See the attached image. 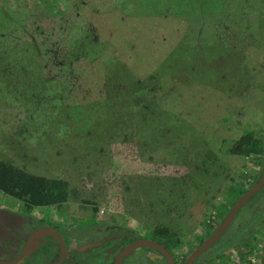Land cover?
Here are the masks:
<instances>
[{"label":"rangeland","instance_id":"rangeland-1","mask_svg":"<svg viewBox=\"0 0 264 264\" xmlns=\"http://www.w3.org/2000/svg\"><path fill=\"white\" fill-rule=\"evenodd\" d=\"M192 4L195 8L187 5L185 0H0V160L13 163L32 174L66 178L73 186L70 187L69 199L59 209L55 206L34 208L44 218L49 214L56 221L71 224L74 233L90 234L96 227L102 229L96 219H122L120 215L126 214L124 209L128 202L134 207L133 214L142 217L138 222L139 218H131L126 214L125 219L129 225L144 226L147 221H155L176 226L181 221V236L186 241H191L195 235L202 238L205 236L206 226L203 221L210 219V225H215L219 216H209L213 210L201 206L205 197L202 185L195 187L191 184L190 175L195 171L198 181L195 180L194 183L199 184L202 176L212 177L213 167L202 175L198 168L200 161H196L198 155L209 149L231 164V177L236 180L231 184L233 188L239 186V180L243 177H248L250 165H255L257 156L228 155L227 148L245 130L264 135V8L260 4L257 8L261 7V10L244 18V22H249L256 16L259 18L258 33H250L254 42H249L248 39L246 43L235 42L229 44L227 49L220 45L222 42L215 40L220 29L208 43L192 41L191 37L195 34L188 21L195 14L218 11L221 2L198 9ZM237 10L235 7L230 9L231 17L228 22L221 15L228 25L239 21ZM47 11L55 15H49L50 19L45 15L43 18ZM76 12L79 14L77 21L82 23L80 26H84L89 35L85 40V34L81 33V39H77L80 44L67 53L72 57L74 52H79L86 58L80 60L75 55L76 62H81L84 66L80 67L83 68L81 72L84 71L83 75L89 82L86 84L83 75H80L77 84L97 91L103 79L102 74L113 70V75L116 73L115 80L120 75L122 85L109 84L113 89L112 99L116 101L112 117L120 129L128 130L129 133L131 131L130 141H112L115 137L107 131L98 104L96 101L91 104V98L96 94H90L84 99L85 106L66 101L65 106L56 104L57 116L50 113L53 108L48 107L51 106L49 102L57 103L56 98L52 97L54 91H57L56 80L44 77L46 67L40 62H44L46 58L38 59L28 55L26 41L32 35L38 40L39 35L33 32L34 28L39 27L42 31L58 17L63 19L65 33L71 31L72 24L76 22L73 20ZM213 22L212 19H206L205 30ZM234 28L237 30L236 24L232 29ZM6 38L8 42L3 40ZM53 39L59 43L57 38ZM12 63H17L16 70L20 75L24 74L21 82L19 76L12 71L13 68L8 67ZM116 64H119V69ZM121 64L125 67L124 70ZM197 67L199 71L196 70ZM4 69L7 71L5 74L2 72ZM195 71L200 73L197 75L200 80L194 76ZM127 73L132 77L135 75L133 80L137 83H146L141 89L145 94L138 97L140 100L143 98L142 104L134 102L132 85L124 78ZM208 76L212 79L211 82H203ZM154 81L158 83L157 95L162 90L159 85L168 90L167 95L157 96L155 101L154 96L147 93ZM15 85L17 89L14 88ZM32 93L46 97L43 102H36L35 94ZM138 106L147 113L155 106V111L150 115L159 117V122L155 121L156 126L153 120H149L152 123L149 125L157 138L153 143H147L148 136L144 138L146 145L140 146L142 161H122L123 157L131 156L128 152L131 140H135L139 134H147L146 126L144 129L141 127L144 123L134 122ZM80 107L86 110H81ZM66 114L63 119L62 115ZM139 126L141 130L132 133ZM158 138L162 141L164 139L165 144L157 141ZM167 139L172 142L170 146ZM114 157L117 158L113 159ZM185 157L189 158L186 159V162L189 161L186 165L182 163ZM117 160L120 162L113 163ZM161 162L168 164L165 166ZM171 163L177 164L173 166ZM102 165L106 173L104 171L100 174L99 168ZM86 168H90V174L84 175L83 179L86 181L81 178L82 184L85 187L94 184V191L88 195L96 194V197L81 199L77 196L80 179L76 180L75 174L70 176L69 171L76 169L79 175ZM138 168V172L147 174L148 178L158 177L163 172L179 174L173 180L165 174L161 175L156 183L163 186L161 192L164 194L166 191L169 194V189H172L171 193L177 201H180L179 197H187V204L192 207V212L175 218L165 208H157V200L166 201L172 197H163L154 183L148 184L145 189L150 197H141L140 193L137 196L144 202L148 201L147 208H144L145 204L142 207L140 203L131 200L123 201V187L125 184L133 186L137 182L132 172ZM187 179L189 189L185 196L179 193L176 195V186L184 185ZM243 180L247 184V178ZM76 181L77 184L74 185ZM220 184L222 186L226 183L221 181ZM179 188L183 189L184 186ZM83 191L84 189L82 193ZM236 191L233 189L231 194ZM260 192L264 193V188ZM217 193L221 195L216 201L225 202L223 191L218 190ZM0 199L2 202L12 201L22 207L21 202L2 192ZM92 202H96V212L93 211ZM248 211L245 205L240 207L220 235L221 239L201 253V261L206 263L207 257L210 264H219L218 255L221 254L222 257L228 246L235 244L233 235L237 231H233L239 223L245 221ZM253 224L254 222L252 226ZM145 235L149 236L147 233ZM260 254L264 261V246ZM123 264L128 263L125 260Z\"/></svg>","mask_w":264,"mask_h":264},{"label":"flooded vegetation","instance_id":"flooded-vegetation-1","mask_svg":"<svg viewBox=\"0 0 264 264\" xmlns=\"http://www.w3.org/2000/svg\"><path fill=\"white\" fill-rule=\"evenodd\" d=\"M76 14L79 15L78 12H76ZM85 37L89 38V35L85 34ZM3 40L8 42V38ZM56 55H58L57 51H56ZM80 55L81 54H79L78 56L80 57ZM57 59H58V63H63L60 61L58 57ZM16 64L12 63L10 66L8 65V67L13 68L12 71H14L19 76V81L21 82L23 80L24 74L23 75L19 74V72L16 70L17 68ZM68 64H71V61H68ZM80 65L83 66L82 64ZM118 65L116 64L117 69H119ZM121 65H122V70H124L125 67L123 66V64ZM54 68L56 70L52 69V67H46L45 69L46 71H44V77L56 80L57 91L56 90L54 91V95L52 97L56 98L57 103L49 102L51 106H48L53 108V112H50L53 113L52 114L53 116H57L56 115L57 113L55 112H57L58 106H56V104L65 106L67 105L66 101H68V102L76 103L75 105L77 104L84 105V99L86 97L90 96V94H96L95 97L91 98L92 101L91 104L96 101L98 107H100V110L102 112L107 110L108 114L110 115V118L112 117L113 105H115L114 103H116V101L112 99L113 97L111 95V92L113 91V89H111V87L117 84L119 85L123 84V82L119 81V77H120L119 74H118L119 76L117 75L116 80L114 79L116 73L114 72L115 75H113V70L111 72L102 74L101 77H103V79L100 81L97 91H92L93 88L90 89V88H86L85 86H82L81 84H77V80L79 79V76L83 75L84 73V71L81 72L83 68L76 69L78 71L77 72L74 70V68L68 66L64 69V75H62L60 68L58 67H54ZM19 70L22 69L19 68ZM2 72L5 74L7 71L6 69H4ZM111 78L114 80L109 81ZM124 78H127L129 80V84L132 85V90H133L132 97L134 98V102H136V104L137 103L139 104V102L140 104H142L143 98L142 100H140L138 99V97L145 94L144 91L141 89H143V84L146 83L143 82L137 83L136 81L133 80L135 78V75L132 77L131 74L129 75V73H127V77ZM61 79H66L69 81V83L65 84L62 81L59 83L58 81ZM83 79L86 83L87 77L83 75ZM63 83L66 85V87L60 88V86H64ZM88 83L89 82H87L86 84ZM109 84H111L112 86L109 87ZM156 85H158V83L154 81V83H152V86H149L147 91L148 94H152L154 96L153 101H155L154 99L157 96H161L163 94L165 96L167 95L166 92H168V90H164L163 86L159 85L162 90L159 91L157 95ZM14 88L17 89L16 85L14 86ZM33 90L34 89H32V91ZM32 94H35L34 97L36 98L35 99L36 102L39 101L43 102L42 100L46 97L43 94H39L38 96H36L37 95L36 93H32ZM44 102H46V100ZM154 107L155 106H152V109L149 113L155 111ZM140 109L142 108H140L139 106L136 108L138 113L140 112ZM142 112H143L142 114L147 113L144 112L143 109ZM139 114L136 115V118ZM66 116L67 114L62 115V118L64 119V117ZM143 117L146 118L145 116ZM260 136L262 137L263 151L259 156L260 158L258 157L259 159H256L255 165L253 167H251L250 165V167L248 168L249 175L247 177V184L248 182H251L254 177L258 176L256 179L257 181L261 176L264 175V135L261 134ZM134 142L137 146L138 149L137 152L140 156V160L142 161L141 158L143 157L141 155L142 154L141 148L138 147L139 140H134ZM209 152L212 154V158L211 156L208 157ZM200 157H202L201 160ZM186 159L189 158L185 157L183 158L182 161V163L185 165L187 162H189V161L186 162ZM196 161H200L198 168H200L199 170L201 171L202 175L205 172H208L210 168L213 167L214 169V171L212 172V177L209 178L208 176H202L200 184L197 187L202 185L201 189L203 190V196H205L203 197V200L201 202V204L203 205L201 206H203L206 209L213 210L209 216L211 215H213V217L219 216L218 212L221 203L224 204L225 206H228L225 199V197H227L226 191L228 190V187L231 184L235 183L236 181L234 180L233 177H231L232 166L229 163V161L226 162L222 158L220 159L219 154L213 153L211 149H209V151L206 153H202L200 156L198 155V157H196ZM161 163H163L165 166L168 164L166 162H161ZM171 164L174 166L177 163H171ZM71 166L75 167L72 164ZM102 168L103 165L101 168H99L100 174L105 171V169L103 168L104 170H102ZM93 169L94 171H96L95 168ZM139 169L140 168L132 172L133 175L137 178V181L146 178L149 181H151V184L153 183L155 184L157 182V178H160L161 175L163 176L165 174L163 172L158 177L148 178L147 174L139 173L138 172ZM204 169H206V171H204ZM89 171L90 168L88 169L86 168L84 172L82 173L80 172L79 175H77L76 169L69 171L70 176L75 174L76 180H78V178L80 179V183L79 185H77L80 186V188L77 187L76 188L78 190L77 196L81 197V199H83V197H91V196L96 197V194L88 195L89 192L94 191V184H92V186L90 187H85L86 185L82 184V179L83 177H85L84 175L88 174ZM177 175L179 174L176 173L165 174V176H168L170 180H173ZM155 176L157 175L155 174ZM184 179L185 177H183V180ZM84 180L85 179H83V181ZM188 181L189 180L187 179L184 185L181 184L179 186L178 184L176 186V191H180V192L175 191L176 195L179 193L185 196L186 192L189 189ZM221 181H225L226 184L221 186L220 184ZM76 184L77 181L74 185ZM170 184H172V182ZM181 186L182 187L184 186V188L180 189L179 187ZM70 187L73 186L70 184ZM263 188H264V184L243 204L249 210L248 214H246L244 218L245 221H243V223L241 222L242 224L239 223L233 232H236L239 229L241 230L244 229L246 227V224L247 227L250 229L252 227L253 222L255 223V226L260 227L259 231L264 229V193L260 192L262 191ZM82 189H84L83 193H82ZM218 190L223 191V198L225 202L216 201V199H218L221 195L217 193ZM171 191L172 189H169V194L167 191L164 194L160 190L163 197L168 195L169 197H172V199H168L166 201L165 199L157 200L156 202V204H158L157 208L159 207L163 209L165 208L167 212L170 214V216L175 218H181L187 212H192L191 211L192 207L190 208L187 204V197H179L180 201H177L176 200L177 198L173 197ZM160 202L161 204H159ZM212 204H215L217 208H213L211 206ZM238 210L236 211V213L238 212ZM107 213H111V212L107 211ZM236 213L234 214L232 219L235 217ZM96 221L103 230L96 227L95 231H93V233L90 234L88 233L86 234L84 232L74 233L71 224H66L65 222L61 223L59 221H56L55 219L51 218L49 214H47L46 218H44V216L40 214L39 211H35L34 208L28 209V207L23 204L22 207H20L19 204L17 203H14L12 201L2 202V200L0 199V264H58L60 258H62L60 264H114L117 256L122 250H124L127 246L132 245V243L135 242L136 240H141V239H150L157 242L160 246H162L161 248L167 250L171 254L174 260V264H183V262L185 261V260L183 261V259H186L187 255L199 244L198 239L202 238L199 235L193 234V236L194 235L195 236L192 238V240L186 241L185 238L181 236V232L183 230L181 221H178L176 223V226H170L167 223V226H169V228L172 229V232L175 234L174 239H178V242H176L173 245H170L167 240H164L163 238L158 237L157 235H152L150 231L146 230L147 227L145 226L129 225L128 222L127 224H123L121 222H118L117 220L113 221L109 219H105L102 221L96 219ZM203 224H205L206 226L205 231L207 234L208 230L213 227L210 225L211 220L207 219L206 221H203ZM61 225H66L67 227L63 228ZM150 230H155V228L152 227L150 228ZM146 233L149 234V236H146L145 235ZM56 234H59L61 238ZM56 238L59 240H56ZM105 238H108V240L104 242L102 245L92 248L90 250H82V248L85 245L90 244L92 242L104 240ZM205 238L206 237H203V240ZM61 240L63 241V243L61 242ZM216 241L213 242L209 247H207V249L210 248L213 244H215ZM240 244L241 242L235 243L234 245L231 246L229 245L227 249L239 247ZM161 248H157L149 245H138L134 247L133 245L131 247V250L127 251L124 254L120 264H123L125 260L127 261L128 264H169V261ZM25 249H27L28 252L26 254H23V250ZM181 249H184V251H181ZM178 251H181V253H179ZM200 256L201 254L197 256L191 264H210L209 261L207 260L209 258L206 257V263H204L203 261H201L202 259H199Z\"/></svg>","mask_w":264,"mask_h":264},{"label":"trees","instance_id":"trees-1","mask_svg":"<svg viewBox=\"0 0 264 264\" xmlns=\"http://www.w3.org/2000/svg\"><path fill=\"white\" fill-rule=\"evenodd\" d=\"M163 1H167V0H163ZM226 1H228L229 4H226L224 0H185V3L187 5H191V7H194L192 4L194 3V5H196L197 7L196 9L200 7H211L221 2V5L219 6L220 8L219 7H218L219 9L217 8L218 11L216 12L210 11L206 13L195 14L193 17L188 19L189 26L192 27V31L195 34L194 37H191L192 41L194 42L199 41V43L203 42V44L208 43L210 39H213L216 37L217 30L220 29L219 32L217 33V37L215 40H217V42L219 40V43L222 42L220 45L226 46L227 49H228L229 44H233L235 42L241 43L243 41L244 43H246V41L248 40L249 42H254L253 40H251V38L253 37L251 36V34H253V31L258 33L259 30H257V26L259 25L258 23L259 18L258 16H256L254 19L250 20L249 22H244L245 20L244 18L248 17L250 14L255 15L257 10H261V7L257 8L260 4H263V8H264V0H226ZM234 7L238 9L237 14L239 16V21L237 23H232L231 25H228V23H226L225 20L228 22V19L231 17L230 9ZM44 15L47 19H50V17L48 16L49 15L54 16L55 14L47 11L43 14L42 16L43 18H44ZM221 15L224 16L225 20L221 17ZM78 17H79L78 15L74 17L73 20H75L76 22L72 24L71 31L66 32V33L63 30L65 27L62 23L63 19L59 17L58 19L52 20L51 24H48L49 26H46L42 31L39 29V27L38 28L35 27L36 29L34 28L33 32H36L39 35V39L37 40L33 38V35L28 37V40L26 41L27 42L26 50L28 51V55H31L38 59L46 58L45 61L44 62L41 61L40 64L41 65L43 64V66L48 65L45 67H52V69H55L54 67H58L60 68L62 75H64V69L68 66H70L71 68H74V70L77 71L76 69L81 67L80 65L81 62H78V63L76 62L75 55L78 56L80 53L74 52L72 57H70L67 53L70 50L75 49L77 44H80V41H77V39H81L79 38L80 34L81 33L86 34L87 32L84 26L83 27L80 26L82 23L77 21ZM241 18L243 19V21H240ZM206 19L214 20L212 24H209L210 28H207V30H205L207 27ZM235 24H236L237 30L236 28L232 29L235 26ZM227 27L228 29H225ZM72 31H74V33H72ZM83 36L86 40L85 35ZM53 38H57L59 43L55 42ZM81 45H82V42H81ZM34 46H36V48H34ZM194 46H197V44H195ZM56 51L59 53L58 55H56ZM45 54H46V57H45ZM57 57L63 63H58ZM79 59L81 60V59H86V58L80 55ZM68 61H71V64H68ZM196 70L199 71L198 67ZM198 71L194 72L196 73L194 76L198 80H200L199 77H197V75L198 76L200 75ZM30 75H32V72H30ZM211 80L212 79L210 78V76H208L207 78H205V80H202V81L208 83V82H211ZM216 80H219V79H216ZM2 81H4V79H2ZM61 81L64 82L65 84L69 83V81L66 79H61ZM65 84L64 86H60V88H65L66 87ZM216 88L218 87L216 86ZM222 89L224 90L225 88L222 87ZM79 109L84 110V107H80ZM139 113L138 111H136V115ZM142 113L143 112H141V114H139L137 118L135 115L134 122H137L138 124L139 122L144 123V125H142L141 127L142 129H144L146 126L145 131L147 132L148 135L147 134L144 135L143 133L142 135L139 134V136L136 135L137 137L135 138V140H139V145H138L139 148L140 146H143L145 144L144 138L146 136H148V139H149L147 143L148 142L153 143V140L157 138V134L150 127L152 123L149 120H153V122L155 123V121L159 118V117L149 116L150 113H146V114L145 113L142 114ZM143 116H145L146 118H144ZM103 121H105L106 123L107 131L109 132V134L115 137L112 141H128V140L130 141L129 138H131V135H130L131 131L129 133L128 130H122L123 128L120 129L118 126V123L113 121V117L106 119V120L103 119ZM157 122L159 121L157 120ZM141 127L138 129L137 128L133 129L132 133L134 132L135 134L136 131H138L139 129L141 130ZM121 130L124 133L121 132ZM165 136L166 135H164V137ZM157 141L163 142L164 139L162 141L161 139L158 138ZM165 142L163 143L165 144ZM167 142L169 143L168 146H170L172 143L168 139H167ZM148 151L150 152V149ZM262 151H263L262 137L256 134L255 132H253L252 130H245L227 148L228 154L239 155L243 157H250L254 155L259 157ZM209 156H211L212 158V154L210 152L208 153V157ZM204 171H206V169H204ZM257 177H254L251 182H248V184H246L243 180V179H246L247 177L246 178L243 177L242 180H239V186H237L236 188H233L232 185H230L228 187L227 197H225L226 203L228 204V206H225L224 204L221 203V206L219 207V212H218L219 219L216 221V225L213 226L211 229H209L208 233L204 237H207L214 231V229L218 226V224L220 223V221L222 220L226 212L229 210L231 205L234 203V201L255 183ZM190 178H191V181L189 182L195 185V187H197L199 185V182L194 183L195 180L198 181V175L195 173V171L190 175ZM148 184H151V181H149L146 178L140 181H137L136 183H133V186L125 184L123 187V190L125 192L124 195L126 197L122 195V198H124L123 201L131 200L137 204L140 203L142 207L145 204L144 208H147L148 201L144 202L141 199H139V197L137 198V196L140 193L141 197H150L148 196L149 193L145 192V189H147ZM155 186L158 191L160 190L162 191L163 186L157 183H155ZM233 189L237 191L234 194H231V191ZM0 192L14 198L17 201L22 202V204L27 206L28 209L39 207V206H55L59 209L69 199L70 193H71L70 183H69V180H67L66 178L48 177V176H43V175L32 174L14 165L13 163H10L5 160H0ZM228 195H231V197L230 196L228 197ZM94 203L96 202H92L93 204L92 208H93V211L96 212L98 207L95 206ZM211 206L213 208H217L215 204H212ZM133 210H134V207H132L130 204H128V202H126V208L124 209V212H126V214L129 215L128 217L135 218V219L139 218L138 222H140L142 217L141 216L136 217V215L133 214ZM126 214H121L120 216H122V219H119L117 221L123 224H127V220L125 219L127 218ZM144 226L147 227L146 230L150 231L152 235H157L158 237H161L164 240H167L170 245H173L176 242H178V239H174L175 234L172 232V229H170L169 226H167V223H157L155 221H147ZM152 227H154L155 230H150V228ZM259 228L260 227L255 226V223H254L253 226L249 229L246 224V227L244 229L237 230L236 234L233 233L234 242L235 241H236L235 243L241 242L239 247H241V245L244 247L249 246L253 250L254 248H256V245L254 242L258 240L259 237H261ZM220 239L221 238H218L217 241H219ZM202 241H203V238L198 239L199 244ZM220 256L221 254L218 255L219 261L221 262L223 257H220ZM184 260L185 259H183V261ZM259 264H264V261L261 260Z\"/></svg>","mask_w":264,"mask_h":264},{"label":"water","instance_id":"water-1","mask_svg":"<svg viewBox=\"0 0 264 264\" xmlns=\"http://www.w3.org/2000/svg\"><path fill=\"white\" fill-rule=\"evenodd\" d=\"M264 184V175L261 176L247 191H245L240 197H238L234 203L231 205V207L229 208V210L226 212V214L224 215V217L222 218V220L220 221V223L218 224V226L214 229V231L208 235L200 244H198L186 257L185 261L183 262V264H191L195 258L197 256H199L205 249H207V247H209L213 242H215L220 235L224 232V230L227 228V226L229 225L232 217L234 216V214L236 213V211L255 193L259 190L260 187H262V185ZM58 235L60 238L61 236L59 234ZM56 240H59L56 238ZM108 240V238H105L104 240L101 241H97V242H92L90 244L85 245L82 250H90L92 248L98 247L100 245H102L104 242H106ZM60 242V241H59ZM61 242L63 243V241L61 240ZM134 245L138 246V245H149V246H154L157 248H161L162 246H160L157 242L150 240V239H141V240H136L135 242L132 243V245L127 246L124 250H122L119 255L117 256L114 264H120L122 257L124 256V254L131 250V247ZM164 252V254L166 255L169 264H174V260L171 256V254L161 248ZM28 251L27 249L23 250V254H26ZM62 261V258H60L58 264H60Z\"/></svg>","mask_w":264,"mask_h":264},{"label":"built area","instance_id":"built-area-1","mask_svg":"<svg viewBox=\"0 0 264 264\" xmlns=\"http://www.w3.org/2000/svg\"><path fill=\"white\" fill-rule=\"evenodd\" d=\"M261 237L254 243L256 248L253 250L249 246L234 247L224 251L223 259L219 264H259L261 249L264 246V229L260 231Z\"/></svg>","mask_w":264,"mask_h":264},{"label":"crops","instance_id":"crops-1","mask_svg":"<svg viewBox=\"0 0 264 264\" xmlns=\"http://www.w3.org/2000/svg\"><path fill=\"white\" fill-rule=\"evenodd\" d=\"M85 106V105H84ZM99 108V112L101 114V116L103 117L104 120L106 119H109L110 115L108 114L107 110L105 111H101L100 110V107ZM84 110H86V108H84ZM86 137V136H85ZM131 146L129 147L130 149L128 150V152L131 154L130 157H123L122 158V161H138L140 159V156L138 154V149H137V146L134 142V140H131ZM117 157H114L113 159H116ZM116 162H120L119 160L113 162V163H116Z\"/></svg>","mask_w":264,"mask_h":264}]
</instances>
